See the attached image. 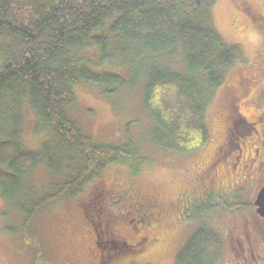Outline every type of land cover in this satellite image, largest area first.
Masks as SVG:
<instances>
[{"label": "trees", "instance_id": "1", "mask_svg": "<svg viewBox=\"0 0 264 264\" xmlns=\"http://www.w3.org/2000/svg\"><path fill=\"white\" fill-rule=\"evenodd\" d=\"M215 1L0 0V194L23 215L21 234L27 245L30 221L44 205L64 194L72 198L106 164L123 163L131 158L123 154L133 153L95 142L66 115L80 83L100 86L105 95L126 85L115 73L91 69L76 55L83 48H96L101 59L116 54L126 61L132 85L136 68L142 69V105L153 123L150 140L157 148L191 153L208 142L207 108L241 55L240 47L226 41L215 25ZM177 53L180 71L168 65ZM26 106L51 136L42 152L29 150L21 140ZM44 161L52 174L67 173L66 180L53 194L34 199L23 179ZM23 194L29 199L24 207L19 204ZM234 207L223 203L218 210H242ZM208 208L211 212L209 204L191 220L205 217ZM220 233L200 224L173 264H219L224 248Z\"/></svg>", "mask_w": 264, "mask_h": 264}, {"label": "rangeland", "instance_id": "2", "mask_svg": "<svg viewBox=\"0 0 264 264\" xmlns=\"http://www.w3.org/2000/svg\"><path fill=\"white\" fill-rule=\"evenodd\" d=\"M213 16L219 32L226 41L240 47L241 55L226 71L223 85L215 91L207 108L205 122L208 142L201 149L191 153L163 151L151 142L153 123L142 105V69L136 68L139 74L136 84L132 85L130 83L133 79L132 70L127 69L126 61L121 62L118 55L110 54L112 60L101 59L98 50L93 47L83 48L76 54L84 58L95 72L115 73L125 80L126 85L105 95L104 89L100 86L80 83L74 88L76 99L74 104L66 108L67 117L95 142L111 147H127L135 154L125 152L123 155L128 154L127 157L131 158L124 159L123 163L106 164L100 176L89 181L83 191L72 198L64 194L44 205L30 221L28 229L31 234L30 246L24 242L21 234L23 215H20L15 206L4 200L0 194V264H59L69 263L68 260L76 261V256L85 255L84 242L88 233L85 228L91 231L94 221L91 214L95 215L93 212L95 207H102V212L109 213L107 218L112 226L114 223L118 225L120 221L125 223L127 219L136 215L149 219L151 230L148 232L160 239V243L168 239L163 242L160 250L159 247H155L144 255L142 250L136 252L140 256L138 259L140 264H172L176 253L200 224L221 232L224 238V231L232 221H237L238 216H246L248 212H223L217 208L209 212L208 208L206 216L203 213L205 217L191 221V216H199L198 212L203 208L205 212L212 201L207 202L208 199L205 198L196 203L192 195L185 194L200 183L206 184L210 172L205 179L203 173L214 157L219 155L220 148H225L226 143L230 142L225 152L231 157L234 145L241 142L237 135L232 137V141H224V124L219 113L221 111L225 113L226 109H230L226 98L232 102L230 98L240 97L244 104L241 108L239 105V111L249 120H256L259 110L264 107V98L254 99L256 93L264 89V0H216L213 5ZM111 48L113 50V47ZM1 64L0 59V66ZM168 65L182 70L179 53L175 54ZM242 84L247 89L245 92ZM229 92L235 96L229 97ZM22 117L21 140L24 146L29 150L42 152L41 147L50 142L51 136L39 126L38 120L28 106L24 107ZM248 131L246 128V133ZM242 141L240 144L244 146V157L240 164L246 165L253 161L254 150L250 147L254 145L247 138ZM253 144L256 147L261 146L259 141ZM222 157L216 183L219 185L232 183L227 192L231 195L235 191L239 193L240 175L234 181L237 175L234 176L233 171L224 163L225 154ZM46 166L45 161L38 164L34 171L23 179V188L28 191L29 197L40 199L43 194L51 195L59 190L56 186L66 180L67 173L61 171L55 175ZM122 187L123 189L128 187L138 194L160 196L164 201H173L182 194L180 198L182 205L193 207L182 216L172 215L169 218L160 208H153L148 216L147 205L139 206L137 214V210L127 201V197L122 199L124 200L122 204L121 202L118 204L116 193L109 190L113 188L121 190ZM27 196L28 194H23L20 206L24 207L29 203ZM240 196L243 199L250 198L251 203L254 200L247 187ZM216 197L212 198L216 200ZM249 210L253 212L252 207ZM120 211H123V216ZM95 218L98 221V217ZM147 229L148 226L145 231ZM239 230L237 229L238 232ZM244 234L238 233L240 236ZM125 240L129 244L137 243V238L130 232ZM223 245L219 264H245L243 258L248 261L245 254L237 255L238 257L232 254L231 237H225ZM67 255L72 258L68 259ZM134 256L131 252L124 253L123 250L119 253L118 260L130 261ZM258 264H264V259Z\"/></svg>", "mask_w": 264, "mask_h": 264}, {"label": "flooded vegetation", "instance_id": "3", "mask_svg": "<svg viewBox=\"0 0 264 264\" xmlns=\"http://www.w3.org/2000/svg\"><path fill=\"white\" fill-rule=\"evenodd\" d=\"M259 69L262 70L260 66ZM246 78L250 79V77ZM253 83L256 84V82ZM241 87H243L244 92L247 90L244 87V84H242ZM228 96L234 97L235 94H230L229 92ZM256 97L257 99L264 98V89H261L256 93L254 97L255 100ZM230 99L232 102L226 98V103L229 104L230 109H226L225 111V113H229V115H226L222 111L219 113V116L222 119V124H224V141H232V137L234 135L239 136L241 142H243L242 140H244V138L252 141V145L254 146H251L250 149L254 150V157L252 158L253 161L246 165L240 164L242 157H244V146L243 144H240L241 142L234 145V153L231 157H228V153L225 151H227V147L230 142H227L225 148L219 149V158L218 156H215L211 164L207 166L206 171L203 173V177L205 179L207 174L210 172V176L206 178V184L203 185L204 183H200L199 185L189 189L185 194L192 195L196 199V203L207 198V202L212 201V205L211 203L210 205L215 206L217 210L219 205L227 203L235 205V209L242 208V210L236 209L239 212H248L246 213L247 217L245 215L236 217L238 220L232 221L230 226H228L226 231H224V236L231 237L232 254L234 256L238 257L239 255L241 256L245 254V258L248 259V261H246L242 257L245 264H258L260 260L264 259V219L256 213L254 203L258 192L264 186V107L261 110L258 108L259 114L257 115L256 120H249L242 114L241 111H239V105L241 108L244 101H240L241 98L238 96L237 99ZM255 100L254 104H256ZM237 102H239V104H237ZM246 128L249 129L247 133ZM256 141H259L261 145L260 147H256L255 144H253L256 143ZM223 154L226 156L224 158L226 160L224 163H226L230 171H233L232 173L234 176L237 175V178H235L234 181H236L240 175V192L236 193L235 191L233 195L227 192V188L232 185V183L228 185H219L216 183L218 182V178L216 177L219 176V165L221 164L220 160L223 161ZM246 187L254 199L252 203L249 202L251 201L250 198L243 199L240 196L241 192H245ZM109 190L116 193L118 204H120V202L122 204L124 201L122 199L127 197V201H129L133 208L137 210V214L139 212V206L144 207L145 205L148 207V216H150L153 208H160L167 213V218L172 215L182 216L184 212L188 209H192L193 207L191 205L189 207H184L182 205V202L180 201V198L183 196L182 194L179 198L173 201H164L160 196L138 194V192L135 193L132 189H128V187L124 189L122 187L121 190H116L114 188ZM213 192L216 193L213 194ZM214 196H217L216 200L212 198ZM127 201H125L124 204H126ZM250 207H252L253 212L249 210ZM93 212L95 215L91 214L94 216L91 231H88L85 228L88 232L84 242L86 247V249H84L85 255L76 256V261L68 260L69 263L62 262L59 264H123V262L126 264H140L138 262L140 256H138L136 252H140L142 250V254L144 255V253L155 247H159L160 250L163 242L168 240H163L160 243V239L154 237L150 232H148L151 230L149 219L140 217L139 215L127 219L125 223L120 221L118 225L117 223H114L112 226L107 218L109 213L106 214V212H102V207H95ZM120 212L122 213L121 216H123V211ZM95 217H98V221ZM147 226L148 229L145 231ZM237 229H240L239 232ZM129 232L133 237L137 238V243L129 244L126 242L125 237ZM141 232L143 235L140 236ZM238 233L245 234L240 236ZM236 236H238V238ZM123 250L124 253L131 252L132 255L135 256L130 261L125 259L120 261L118 260L119 253ZM67 258H72V256L67 255Z\"/></svg>", "mask_w": 264, "mask_h": 264}, {"label": "water", "instance_id": "4", "mask_svg": "<svg viewBox=\"0 0 264 264\" xmlns=\"http://www.w3.org/2000/svg\"><path fill=\"white\" fill-rule=\"evenodd\" d=\"M255 206L257 207V213L264 218V186L257 194Z\"/></svg>", "mask_w": 264, "mask_h": 264}]
</instances>
